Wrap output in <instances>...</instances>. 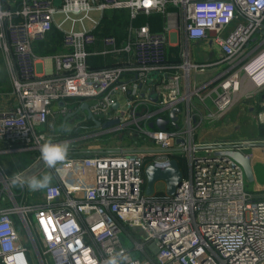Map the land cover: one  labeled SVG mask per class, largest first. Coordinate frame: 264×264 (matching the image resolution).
<instances>
[{
    "label": "built area",
    "instance_id": "obj_1",
    "mask_svg": "<svg viewBox=\"0 0 264 264\" xmlns=\"http://www.w3.org/2000/svg\"><path fill=\"white\" fill-rule=\"evenodd\" d=\"M109 10H128L131 23L121 42L108 35L98 46L94 30L100 20L90 14ZM151 13L164 15L162 32L134 23ZM56 14L64 15L59 29L85 19L94 28L64 31V51L38 55L34 45L46 41ZM183 36L212 38L222 51L218 64H230L215 78L220 83L208 119H221L241 99L251 101L264 91V0H60L58 7L55 0H0V52L11 83L0 94V144L7 146L0 148V160L7 153H40L48 139L57 143L60 136L41 131L55 114L78 112L77 124L84 128V102L102 123L119 120L105 130L86 128L88 138L99 130L125 133L148 139L155 149L118 147L67 157L56 169L35 160L41 165L34 172L14 176L0 162V264H32L30 246L38 264H104L121 251L128 257L121 264H264V199H253L243 167L221 154L242 152L254 142L192 138V99L206 86L192 89L189 73L211 65L191 64L188 51L181 54L185 63L170 60L171 41L178 45ZM255 37L259 42L253 45ZM107 56L118 59L117 65L90 68V59ZM48 60L52 68L40 70ZM235 60L246 63L235 68ZM181 103L186 118L182 125V111L177 114V127L170 113ZM159 118L169 121L164 130ZM258 121L264 125V110ZM77 151L85 150L72 146L69 152ZM146 157L154 158L151 163L180 158L184 181L175 195L146 194ZM45 173L53 180L44 189L12 183L17 176Z\"/></svg>",
    "mask_w": 264,
    "mask_h": 264
},
{
    "label": "crops",
    "instance_id": "obj_2",
    "mask_svg": "<svg viewBox=\"0 0 264 264\" xmlns=\"http://www.w3.org/2000/svg\"><path fill=\"white\" fill-rule=\"evenodd\" d=\"M55 3H56V6L58 7L59 3H57V0H55ZM57 15H61V14L55 15V20H54L55 29L60 30L62 33H64V31H69L72 29L75 30L76 25L73 27L72 24H71V28L69 30L59 29L58 26H59V24L63 23L64 19L59 23L56 20ZM101 19H102V16L99 17V19H96V20L94 19V21H98V20L101 21ZM66 23H69V22H65L64 24H66ZM64 24L62 25V27L64 26ZM92 28H94L93 23H92V27L87 28V29H92ZM173 37L175 38L176 35H174V36L172 35L171 38H173ZM51 38H52V36H51ZM177 38H178V35H177ZM173 41L174 40L171 41V44L169 46V50L171 47H177L179 52H181L182 50L188 51L189 52L188 60L191 64H193V65H195V64H210L211 65L203 73H198L196 71L194 72V69H192L191 73H189V80L191 81V88L192 89H194L196 87H201L203 85L206 86L202 91H200V98L198 97V99L200 100V105L193 106V104H192V106H191V115L193 118V129H194V132L192 133V138L195 140V142H197V143H208L209 144V143L215 142V141H232V140L242 139V140H248V141H252L254 143H258V141L255 140V138L250 139L247 136H245L243 134L242 128H238V127L239 126L243 127L245 124L250 123V127L253 128V125H254L253 122H255V124H257L255 121L256 119H254V118L252 119L250 116L244 117L243 112H244L246 107L249 108L251 113H257V112L259 113V112L263 111L264 107L262 105H264V103H263L264 91L260 92V93H254V99H252L251 101H246L244 98L241 99L240 101H238L239 103L237 102L231 108L230 111H228L225 115H223L221 117V119H218V120L210 119V118L208 119L209 114L215 112V107H214V103H213V93L212 92L214 91V89H216V87L219 86V83H220V81H216L215 78H216L217 74H219L220 72H222L225 69H228L227 65H230V64H227V65L223 64V63L218 64L222 59V51H221L219 46L214 44V42L212 41V38L201 39V40H187V38L183 36V37H181V42L179 41L178 45H176V43H174ZM258 42H259L258 37H255L254 40L252 41V44L256 45ZM191 45L194 48V50H197V51L202 50L203 51L204 60H200L197 56V54H198L197 53L196 56H194L195 60L191 61V51H190ZM0 54H1V52H0ZM1 56H2V54H1ZM2 58H3V56H2ZM3 61H4V58H3ZM182 61H183V59H182ZM239 61L240 60H235V62L237 63L236 64L237 66L235 68H238L241 65H243L244 63H246V61H243V62H239ZM182 63H185V60ZM4 66H5V63H4ZM5 68H6V66H5ZM38 68L40 70L42 68H46V62L39 65ZM6 71H7V69H6ZM7 73H8V71H7ZM9 81H10V79H9ZM205 84H207V85H205ZM10 86H11V83H10ZM193 98H195V96ZM241 103H245L246 107L244 105L238 106V104H241ZM4 106H5V103L0 102V108H3ZM236 106H238V107H236ZM185 108H186V104H185ZM260 108H261V110L257 111V109H260ZM233 109H235V110L233 113H231V111ZM57 110H58V107H55V112ZM52 119H54V121H57V123H59V125H63V127H62L63 130L60 134H56V132H57L56 130L54 131V133H50V134H55L57 136H60L59 139H64V140L70 139V137H71V135H73V133L79 132L81 129H84L82 126H79L77 124V121L75 118L69 117L67 120L64 121L65 118H63L62 116H60L58 114H55L54 116H52L50 118L48 124L43 127L44 131L49 126ZM261 125L259 126V123L257 124V126H259V128L261 127ZM259 128L255 131V134H257L258 136L261 135V131ZM87 134H88L87 131H85V133L79 134V135H81L83 137ZM64 140H62V141H64ZM85 140H86V138H85ZM68 142L70 143L71 147L74 145H76L78 147L79 146L78 144H80V140H71ZM0 146H1L0 147L1 149L7 148V146L5 144H2V143L0 144ZM113 146L115 148H110V149L118 148V147H116V146H118L117 144L116 145L114 144ZM122 147H124V146H121L120 148H122ZM89 149L90 150L82 151V153H90L93 155L99 153L100 151H101V153H103L104 151L106 152L108 147L105 148L104 150L102 148L98 149L95 147H90ZM245 150H252V151H246L247 154L251 155V157H252V159H251V165L252 166H254L256 164H263L264 165V146H255L254 148L243 149L242 152L244 153ZM70 154H72V153L69 152L68 155H70ZM5 155H9V154L7 153V154H4L2 156H5ZM35 160L36 159L34 157V161L32 163H30L26 168L21 169V170L18 169L13 174L8 173L7 171L6 172L10 176H14L20 172L26 171L29 168L32 172H34V169L38 168L41 165V164H35L36 163ZM251 185H252V192H249V193L252 195L253 199L254 200L264 199V184H260L257 181L250 182L247 180V186H251ZM126 243H127V245L129 244L127 241H126ZM139 253L136 252L135 255L138 257H141L144 260V258H146V257H144V253H142V252H139Z\"/></svg>",
    "mask_w": 264,
    "mask_h": 264
},
{
    "label": "trees",
    "instance_id": "obj_3",
    "mask_svg": "<svg viewBox=\"0 0 264 264\" xmlns=\"http://www.w3.org/2000/svg\"><path fill=\"white\" fill-rule=\"evenodd\" d=\"M7 2H15L18 0H6ZM143 18L145 19L144 23L138 24L137 25H144L148 24L151 32H162L164 29L165 25V17L161 13H151L149 15H142ZM141 18V16H140ZM139 18V19H140ZM131 23V18H130V13L128 10H109L105 11L103 13L102 19L99 23V26L94 30V33L96 34L98 38V46H100V39L104 36L108 35H113L115 36L119 42H121L126 34H127V27ZM113 26H122L125 29V32L123 34H119L118 32L114 31ZM52 36V38H51ZM63 36L64 34L53 27V30L49 34V37L46 41L37 43L34 45L35 52L38 55H52V54H58L62 51L63 49ZM49 42V43H48ZM48 43V45H47ZM43 44L47 45L46 47L48 48H42ZM174 55H173V54ZM170 60L175 62V63H182V59L180 60L178 56V48L171 47L170 48ZM118 59L112 57V56H107V57H95L90 59L89 64L90 68L94 70H100V69H106L110 67H114L118 63ZM11 90V86H10ZM8 90V91H10ZM7 91V92H8ZM261 110L257 109V111ZM76 119V117H74ZM94 123L91 120H87L84 122V130L90 127H93ZM262 127L264 129V125H261V139H264V133L262 130ZM155 129H157L155 127ZM113 135V134H112ZM79 137V132L73 133L70 138H77ZM64 139H58V141H62ZM57 141V142H58ZM75 146V145H74ZM37 154V152L34 151H23V152H15L11 153L9 155L2 156L0 162L3 165V168L5 171L8 173H14L18 169H24L26 168L30 163L34 161V156ZM79 155H84V156H92L93 154L90 153H78L77 152H72V154L68 155L67 157H77ZM176 160H178L180 166H182L181 160L179 157H175ZM154 160L153 157H146L144 158V165L150 164ZM145 180L146 176L144 174Z\"/></svg>",
    "mask_w": 264,
    "mask_h": 264
},
{
    "label": "rangeland",
    "instance_id": "obj_4",
    "mask_svg": "<svg viewBox=\"0 0 264 264\" xmlns=\"http://www.w3.org/2000/svg\"><path fill=\"white\" fill-rule=\"evenodd\" d=\"M59 2H60V0H57V3H59ZM103 13H100V14L91 13L90 16H91V18L96 20V19H99V17L103 16ZM81 17H83V16H77L75 18L79 19ZM63 19H64V15H57L56 16V20L59 23ZM144 21H145V19L143 18V16H141V18L136 20L134 23L137 25V22H138V24H142V22L144 23ZM83 26L84 27L86 26L85 28H90V27H92V23L90 21H88L87 19H85V21L83 22V25L81 23H77L76 24L75 30L76 31H81L83 29ZM70 28H71V23H66L62 27V29H64V30H69ZM113 29H114V31L118 32L119 34H123L125 32V29L122 26H113ZM125 38H126V36H125ZM48 43H47V45H48ZM47 45L43 44L42 48H47L46 47ZM174 48L177 49V47H174ZM190 51H191V61L195 60L194 56H196L197 53H198L197 54L198 58L200 60H204V53H203L202 50H199V51L194 50V48L191 45ZM182 53H183V50L181 52H179V50H178V56H179L180 60L182 59V57H181ZM183 61H184V59H183ZM46 68L48 70H50L52 68V63H51L50 60L46 61ZM8 90H10L9 76H8V73H7L6 68L4 66L3 58H2V56L0 54V94L5 93ZM192 104H193V106L200 105V100L198 99V97H195V98L192 99ZM239 105H244L246 107L245 103L238 104V106ZM238 106H236V107H238ZM180 109L182 111V113H181V124L183 125L185 123V118H186L185 117L186 109H185V104L184 103H181ZM234 110L235 109H233L231 111V113H233ZM243 115H244V117L250 116L252 119L253 118L256 119L255 121H256L257 124L259 123V121H258V112L257 113H251L249 108L246 107L244 112H243ZM253 124H254L253 128L250 127V123L249 124H245L243 127L239 126L238 128H242L243 134L245 136H247L248 138H250V139L255 138V140H257L258 143L260 142V144L264 143V140L261 139V137H260L261 135L258 136L257 134H255V131L259 128V126L261 124L259 123V126H257V124H255V122H253ZM62 127H63V125H59V123H57V121H54V119H52V121L49 124V126L45 129L46 132L44 131L43 127H42L41 131L51 135L50 133H54V131L56 130L57 131L56 134H60L62 132V130H63ZM259 129L261 131V127ZM262 130H263V133H264L263 127H262ZM95 132H96V134L94 133V135L96 137H94V138H88L89 136L85 135L84 138H88V139L80 140V144H78L79 145L78 148H81L83 150H90L89 149L90 147H95V148H98V149L102 148L104 150L105 148L108 147V149L106 151H109L110 148H115L113 146L114 144L115 145L117 144L118 146H116V147H121V146H124L125 148H129V147L135 148L136 147V148H138V150H146V151H154L155 150V149H150L152 147V145H151V142L148 139H144V138H141V137L130 138L125 133H118L117 135H115V134L112 135V134H104V133H102L101 130L95 131ZM83 133H85V130L81 129L79 131V134H83ZM90 133H91V131L88 132V134H90ZM70 148H72V147H70ZM246 151H252V150H245L244 151L245 154H247ZM34 157L37 160V163H41L42 164V159L40 158V153L37 152V154ZM246 190L248 192H252V185L251 186H246ZM155 193H157V194H166L167 193V187H166V183L164 181H158L155 184ZM29 249H30L29 257H30V260H31L32 264H38V262L36 260V257L34 256V252L32 251V247L30 246Z\"/></svg>",
    "mask_w": 264,
    "mask_h": 264
},
{
    "label": "water",
    "instance_id": "obj_5",
    "mask_svg": "<svg viewBox=\"0 0 264 264\" xmlns=\"http://www.w3.org/2000/svg\"><path fill=\"white\" fill-rule=\"evenodd\" d=\"M63 104V103H62ZM118 108V105H115V109ZM81 110L87 113V118L91 120L96 128L99 129H107L119 123V120H112L107 123H102L98 120L90 111L89 105L87 102L82 103ZM78 112H74L67 117H65L64 121L69 117L77 116ZM181 113V109L179 107L173 109L170 113V120L178 127L179 117L177 114ZM169 123V121L163 120L159 118L157 120V126L161 130L165 129V126ZM150 127H153L151 124ZM179 142V141H178ZM255 146H264L263 143H252L244 147V149L254 148ZM222 155H226L232 158L235 162L239 163L244 171L248 181L250 182H259L260 184H264V165L256 164L254 166L251 165V158L249 154L241 153L240 151H235L233 149H227L226 151L221 153ZM146 176V194L148 196L152 195L155 192V184L158 181H164L167 187V193L169 195H175L178 192L179 186L184 181V173L181 169L179 162L176 159H172L167 163H150L145 167L144 170Z\"/></svg>",
    "mask_w": 264,
    "mask_h": 264
},
{
    "label": "clouds",
    "instance_id": "obj_6",
    "mask_svg": "<svg viewBox=\"0 0 264 264\" xmlns=\"http://www.w3.org/2000/svg\"><path fill=\"white\" fill-rule=\"evenodd\" d=\"M70 143L68 141H63L61 143H53L51 139L46 140L40 146V158L44 164L50 169H56L58 164L63 163L70 151ZM53 180L51 173H45L42 176L33 175L29 178L22 179L17 176L12 180V183L15 185L19 182L20 187H24L25 182L27 187L32 190H40L47 188ZM128 257L124 254L123 251L111 255L108 257L104 264H121L122 260H127Z\"/></svg>",
    "mask_w": 264,
    "mask_h": 264
}]
</instances>
